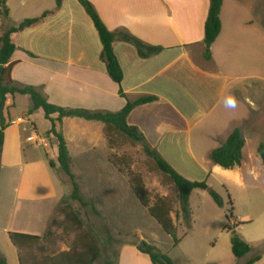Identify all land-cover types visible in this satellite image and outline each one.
I'll use <instances>...</instances> for the list:
<instances>
[{
    "label": "crops",
    "instance_id": "1",
    "mask_svg": "<svg viewBox=\"0 0 264 264\" xmlns=\"http://www.w3.org/2000/svg\"><path fill=\"white\" fill-rule=\"evenodd\" d=\"M88 1L109 31L125 30L163 51L141 59L134 47L113 43L123 73L122 82L116 84L100 60L97 32L76 0H63L58 9L56 0H5L13 25L51 12L40 23L11 36L16 46L11 57V79L38 88L51 105L69 109L115 113L128 101L153 96L155 102L135 108L126 120L151 148L189 181H197L193 174L210 173L224 182H241L243 150L241 165L230 170L214 165L209 155L235 129L244 132L246 123L252 124L261 115L258 99L264 95V87L258 81L260 75L222 69L225 61L229 68L240 67L233 61L237 55L251 62H258L262 54L264 57V0L223 2L221 31L210 48V61L203 58L210 0ZM230 1L226 12L225 5ZM4 29L0 15V36ZM230 98L234 104L228 103ZM235 99L244 100L245 105L237 114L232 113ZM30 108L28 96H8L3 113L9 125L0 157V252L7 264H19L7 234L43 236L56 206L66 195L56 190L60 181L52 182L54 168L49 162L56 166L53 158L57 161V142L48 134L51 124L42 110L28 115ZM36 116L45 123L43 129L35 122ZM55 128L66 143L71 171L75 158L87 159L105 146L104 125L100 122L64 118ZM240 227L236 229L238 234ZM180 247L179 239L178 245L168 250L172 263L190 264V255L177 252ZM247 256L239 260L234 257L237 263L228 260L225 264H243L255 255ZM118 264L152 263L136 247L126 245L120 250ZM255 264H264V255Z\"/></svg>",
    "mask_w": 264,
    "mask_h": 264
},
{
    "label": "rangeland",
    "instance_id": "2",
    "mask_svg": "<svg viewBox=\"0 0 264 264\" xmlns=\"http://www.w3.org/2000/svg\"><path fill=\"white\" fill-rule=\"evenodd\" d=\"M230 4L231 1L226 3V12ZM246 59L251 62V59L245 58L244 55H237L233 61L241 66L229 68L228 62L225 61V69L222 70L233 69L234 74L260 75L258 81L264 87L263 54L260 60L258 59L260 65L256 61L249 64ZM258 103L262 109L260 117L253 119L252 124L246 123L245 131L241 132L245 141L241 182H224L220 176L210 173L193 174L197 179L193 182H205L221 196L224 207L218 208L206 191L194 190L189 201L190 229L186 228L180 217V204L173 183L144 154L141 145L133 143L125 136L111 132L107 141L104 133L105 146H100L93 155L87 156V159H74L71 172L75 176L83 201L89 204L86 208L70 199L71 182L53 158L56 166L51 173L52 182L60 181L56 190L60 191L61 195L66 194L63 199L78 214L82 228L64 221L63 215L58 213V204L47 226L46 232L48 231L50 236L44 237V234L37 244L21 252L23 264H44L46 258L61 252H80L86 243L85 235L88 234L95 239L100 252L94 264H118L120 250L126 245L137 248L138 244L143 243L166 253L172 241L135 197L130 185V180L135 178L140 180L149 206L160 198L170 203V219L176 237L181 240V247L177 252L190 255V264H225L228 260L235 262L229 247L231 234L224 230L226 226L233 227L235 223H247L239 226L242 229L240 237L251 247L247 258L259 254L263 256L264 166H261L262 159L258 154V147L264 146V95L259 97ZM243 104L244 100L235 99L232 113L237 114L245 106ZM34 120L40 129L44 128L42 119L36 116ZM86 160L87 163H84ZM228 196L232 204L230 221L225 217L231 208ZM53 221L55 225H52Z\"/></svg>",
    "mask_w": 264,
    "mask_h": 264
},
{
    "label": "trees",
    "instance_id": "3",
    "mask_svg": "<svg viewBox=\"0 0 264 264\" xmlns=\"http://www.w3.org/2000/svg\"><path fill=\"white\" fill-rule=\"evenodd\" d=\"M76 1L83 8L97 32L101 43L100 60L104 63L106 73L114 83L120 84L122 82L123 73L113 53V43L121 42L134 47L138 57L141 59H148L163 51L160 47H154L143 43L125 30H117L114 32L109 31L99 18V15L93 5L88 0ZM224 1L225 0H210L209 2L208 14L204 24L203 39V58L206 61H210V48L216 41L221 31L220 12ZM62 2L63 0H56V9L60 8ZM49 14H51V12H45L39 18L26 19L18 25H13L8 18L5 0H0V15L5 26V29L0 36V157L4 142V131L9 125L3 114L7 97L16 95L28 96L31 101V108L28 110V115H32L36 111L42 110L44 118L51 124V129L48 134L52 135L57 142V163L61 171L69 178L72 185V192L69 197L72 201L79 203L82 208L88 207L89 204L83 201L79 193V186L75 182V176L71 172L72 160L69 156L66 143L61 132H57L55 128L56 123H60L64 118L100 122L104 125V133L107 137V141H109L108 134L115 132L125 136L133 143L141 145L144 154L155 163L157 169L162 174L166 175L175 186L177 190V199L180 204V217L187 229H190L191 227L189 199L194 190L206 191L215 205L218 208H223L224 202L218 193L209 188L205 182L189 181L176 172L155 149L151 148L145 137L136 127H132L127 124V117L135 108L151 104L155 102L157 98L153 96H143L135 101H128L122 110L115 113L90 111L86 109L61 108L48 103L46 97L38 88L19 85L11 79V69L14 65V63L11 62V57L16 50V46L13 44L11 36L13 34L20 33L27 28L35 26ZM119 95L125 98V95L121 91ZM244 142L245 141L241 131L239 129H235L219 148L210 153L209 160L214 165L225 170L239 167L242 161ZM258 154L260 158L264 160L263 145L258 147ZM49 165L51 168H54V164L52 162H49ZM130 181L131 188L140 205L147 209L149 216L171 239L172 245L170 249L175 248L179 243V239L176 237L175 228L170 219L172 208L170 203L166 199L160 198L156 199L154 203L149 206V202L146 199L140 180L135 178ZM228 201L231 208L230 212L225 217L228 221H230L232 220V204L229 196ZM58 213L63 215L64 221L74 224L79 229L82 228V221L80 220L78 214L72 210L71 206L65 199H62L59 203ZM245 224L247 223H237L234 224L233 227L226 226L224 229L231 234V253L238 260L246 257L251 251L250 246L244 242L240 235L236 232L237 227ZM52 225H55L54 221L52 222ZM7 236L9 242L17 251L19 264H23L21 252L37 244L42 239L40 236L20 233H8ZM48 236H50V233L47 231L44 237ZM85 237L86 238H84V240H86V243H84L83 249L80 252L74 250L61 252L46 258L44 264H94L98 260L100 252L95 239L89 234L85 235ZM137 250L140 253L149 256L152 264H173L171 258L168 256V251L166 253H162L155 247L149 245H145L142 249L137 248ZM260 257L261 254L256 255L248 259L244 264H255L260 260ZM0 264H7V260L1 252Z\"/></svg>",
    "mask_w": 264,
    "mask_h": 264
},
{
    "label": "water",
    "instance_id": "4",
    "mask_svg": "<svg viewBox=\"0 0 264 264\" xmlns=\"http://www.w3.org/2000/svg\"><path fill=\"white\" fill-rule=\"evenodd\" d=\"M144 247H145V244H143V243H140V244L137 245V248H139V249H142Z\"/></svg>",
    "mask_w": 264,
    "mask_h": 264
},
{
    "label": "clouds",
    "instance_id": "5",
    "mask_svg": "<svg viewBox=\"0 0 264 264\" xmlns=\"http://www.w3.org/2000/svg\"><path fill=\"white\" fill-rule=\"evenodd\" d=\"M228 103L229 104H234V100L230 98L229 101H228Z\"/></svg>",
    "mask_w": 264,
    "mask_h": 264
},
{
    "label": "built area",
    "instance_id": "6",
    "mask_svg": "<svg viewBox=\"0 0 264 264\" xmlns=\"http://www.w3.org/2000/svg\"><path fill=\"white\" fill-rule=\"evenodd\" d=\"M18 122H21V119L18 120ZM32 139H28V141L30 142Z\"/></svg>",
    "mask_w": 264,
    "mask_h": 264
}]
</instances>
